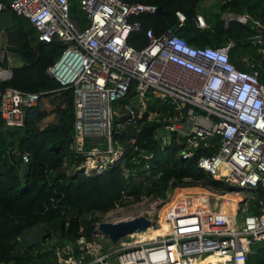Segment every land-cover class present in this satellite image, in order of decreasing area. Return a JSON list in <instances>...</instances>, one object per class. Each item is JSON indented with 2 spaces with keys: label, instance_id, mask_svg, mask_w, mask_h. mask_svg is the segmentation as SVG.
Listing matches in <instances>:
<instances>
[{
  "label": "built area",
  "instance_id": "obj_1",
  "mask_svg": "<svg viewBox=\"0 0 264 264\" xmlns=\"http://www.w3.org/2000/svg\"><path fill=\"white\" fill-rule=\"evenodd\" d=\"M77 2L80 20L71 18L70 0H0V12L11 9L27 18L38 41L57 40L64 45L45 72L72 90L70 148L82 162L66 170L104 171L124 160L128 146L131 166L123 164L124 173H133L138 167L145 170L144 183L158 180L161 173L154 174L149 168L153 153L147 145L151 142L141 136L142 122L155 123L153 135L161 148L170 144L172 136L183 140L178 152L183 159L193 157L200 148L214 146L213 154L198 156L197 165L221 186L205 188L221 198L229 194L236 198L228 197L234 200L229 210L220 204L215 207L210 200L206 202L209 209L171 207L162 220L167 232L144 241L134 239L135 232L106 248L95 232L91 240L81 236L53 248L55 264H202L200 256L219 259L208 264H254L249 260L252 254L264 255V202L258 213L248 212L249 204L256 200L254 191L264 190V78L256 69L264 70V39L257 29L264 25L247 13H225L226 25L236 21L253 25L257 32L252 37L257 38L253 44L259 46L260 58L252 63L244 56L251 68L241 70L230 60L232 41L195 47L173 29L159 36L147 29L144 46L128 44L130 34L141 28L133 17L157 12L156 5L121 0ZM175 15L177 26H182L185 14L176 11ZM195 23L199 29L209 27L200 13ZM11 56L5 32L0 31V84L12 77ZM125 96L128 99L118 104ZM154 100L157 108L150 109ZM38 101L35 92L0 88L3 127L21 128L26 109ZM128 125L134 134L120 136ZM20 156L24 163L28 161L27 154ZM167 195V199L176 196ZM120 201L135 199L122 192ZM159 227L161 223L154 229Z\"/></svg>",
  "mask_w": 264,
  "mask_h": 264
},
{
  "label": "trees",
  "instance_id": "obj_2",
  "mask_svg": "<svg viewBox=\"0 0 264 264\" xmlns=\"http://www.w3.org/2000/svg\"><path fill=\"white\" fill-rule=\"evenodd\" d=\"M121 1L142 2L161 8L160 12L141 13L133 17L141 25L140 30L132 32L128 39V44L135 48L147 43V29H151L156 36L173 29L195 47L220 46L232 41L230 60L241 70L251 68L248 62L243 61L244 56L252 63L260 58L257 44L237 43L257 33L253 25L236 21L226 25L224 20L218 19L213 24L208 23L206 29L197 28L195 17L199 13L200 0ZM5 3L8 5L7 1ZM219 8L221 12L247 13L254 21L264 25V0H223ZM176 11H182L186 16L185 23L180 27L177 26ZM205 11L202 10V14L206 15ZM70 16L79 20L82 18L77 0H70ZM15 23L18 42L16 47L9 48L11 55L20 59L21 65L12 68L11 79L1 83L0 88L35 92L39 94V101L26 109L21 128H4L0 117V264H55V245L43 247V244H37L32 248L26 245L21 251L18 246L22 234L26 230L45 226L48 233L58 231L59 237L66 243L81 236L91 240L96 226L93 220H86L83 216L90 212L106 213L123 206L126 202L120 201L122 192L133 195L138 201L140 197L165 199L176 187L220 188L221 184L197 165L198 156L213 154L215 147L200 148L193 157L183 159L178 155L183 140L179 142L172 136L170 144L161 148L153 135L155 123L142 122L141 136L151 142L147 145L153 153L149 168L154 174L161 173L158 180L144 183L141 177L145 170L138 167L133 173H124L123 164L131 166L129 158L132 154L127 145L124 160L104 171L90 174L76 168L67 171L68 166L77 167L82 162V157L70 148L74 120L72 90L62 87L45 72L64 45L57 40L48 43L38 41L35 28L23 16L15 15ZM256 69L263 80L264 70ZM127 99L128 96L121 98L118 104ZM156 104L157 100H154L149 108H157ZM50 115H53L52 120L44 123ZM133 130L132 126H125L119 135L131 136ZM214 140L218 142V137ZM22 154L28 155L26 163L19 159ZM60 168L64 171L60 172ZM254 193L256 200L249 204V213H258L264 202L263 189L259 188ZM249 260L250 263L264 264V255L252 254Z\"/></svg>",
  "mask_w": 264,
  "mask_h": 264
},
{
  "label": "rangeland",
  "instance_id": "obj_3",
  "mask_svg": "<svg viewBox=\"0 0 264 264\" xmlns=\"http://www.w3.org/2000/svg\"><path fill=\"white\" fill-rule=\"evenodd\" d=\"M223 2V0H200L199 2V6L201 9H206V15L204 13V16L206 18L207 23L213 24L215 22H217L218 19H224V15L226 12H221L219 6L220 4ZM209 25V24H208ZM19 61L14 59L13 56H11V61L10 63L16 64ZM47 105L48 109H51V106ZM52 115H50L49 117L45 118L44 123L49 121V119H51ZM167 136H169L168 132H167ZM185 190H198V191H203L206 192L208 194H210L209 192L215 194V196H218V192H213V190H210L208 188L205 187H201V186H187V187H176L173 191H170L168 194H177L178 196H176L175 198H168L167 197L165 199H161V198H155V197H146L143 198L141 200L138 201H133V202H126L123 206H120L114 210H111L109 212L106 213H100V212H90L88 214H85L83 216L84 219L86 220H93L94 225L97 227V225L100 222H117V221H121V220H128L131 219L133 217L136 216H140L143 215L147 218L150 219L151 221V228H155V226L159 225V223L162 224V215H163V211L165 210L166 207H168L169 205H171L172 203H174L177 199V197L181 196V192L185 191ZM211 195V194H210ZM168 196V195H167ZM233 194H229L227 197L224 198H228V197H233ZM220 197V196H218ZM235 197V196H234ZM172 199V201H171ZM171 201V202H170ZM170 202V203H169ZM168 203V204H167ZM167 204V205H166ZM72 215V214H70ZM153 224V225H152ZM160 228V227H159ZM36 229H44L46 231H48L47 227L43 226V227H39V228H34L31 230H26L22 236L20 237V241H19V246L18 249L23 251L24 247L26 246V242H27V238L29 236L30 233H32L34 230ZM97 239V241H99L100 244H102L103 246L110 247L111 245H113V243H111L109 241V239H107L106 237H102L101 235H98L95 237ZM134 239H136V236H134ZM65 240L61 239L59 237V232L58 231H50L49 236L46 240H44L43 243V247H49V246H60L65 244ZM261 256V255H260Z\"/></svg>",
  "mask_w": 264,
  "mask_h": 264
},
{
  "label": "water",
  "instance_id": "obj_4",
  "mask_svg": "<svg viewBox=\"0 0 264 264\" xmlns=\"http://www.w3.org/2000/svg\"><path fill=\"white\" fill-rule=\"evenodd\" d=\"M161 8H157V12H160ZM257 29L261 33V38L264 39V28L258 26ZM0 31L5 32V42L10 48L16 47L18 42V30L15 23V14L11 9L3 10L0 12ZM257 41L256 37H249L237 41V43H254ZM163 131L159 133L162 134ZM21 156L19 155V159ZM82 170V169H81ZM60 172L64 171L63 168L59 169ZM151 226L149 218L140 215L128 220H121L117 222H100L95 229V234H99L102 237H106L113 244H116L120 239L124 238L128 234L135 232H143ZM49 236V233L44 229H36L29 234L26 245L28 248H32L37 244H43Z\"/></svg>",
  "mask_w": 264,
  "mask_h": 264
},
{
  "label": "bare ground",
  "instance_id": "obj_5",
  "mask_svg": "<svg viewBox=\"0 0 264 264\" xmlns=\"http://www.w3.org/2000/svg\"><path fill=\"white\" fill-rule=\"evenodd\" d=\"M216 199H215V198ZM212 196L206 192L203 191H198V190H185L181 192V196L177 197L176 201L169 205L168 207L165 208L163 211L164 214L162 215V220L165 219V212H167L168 209L173 207L175 210H178L181 208V205H187L189 209L194 206L195 208L203 206L206 209L207 207V200H210V204H213L215 207H218L220 204V207L224 210H229L234 207V200L231 198H236V196L231 197V198H221L218 196ZM209 209V208H208ZM167 225L162 222L161 228L159 229H154V228H148L147 230L143 232H136L133 234L134 236L137 237L139 241H144L148 239L154 238L156 235H161L167 232ZM199 260L202 262V264H208V263H213L215 261H219L217 257H203L200 256Z\"/></svg>",
  "mask_w": 264,
  "mask_h": 264
},
{
  "label": "crops",
  "instance_id": "obj_6",
  "mask_svg": "<svg viewBox=\"0 0 264 264\" xmlns=\"http://www.w3.org/2000/svg\"><path fill=\"white\" fill-rule=\"evenodd\" d=\"M202 10L205 11L206 9H205V8H204V9H201V8L199 7V13H200V14H202V12H201ZM203 15H204V14H203ZM204 17H205V16H204ZM13 57H14V59L18 60L19 62L16 63V64H13V65L10 63L11 66H13V67H14V66H20V65H21V61H20V59H19L18 57H16V56H13ZM249 66H250V65H249ZM48 117H49V116H48ZM52 118H53V115H52L51 119H49V121L52 120ZM47 122H48V121H47Z\"/></svg>",
  "mask_w": 264,
  "mask_h": 264
}]
</instances>
